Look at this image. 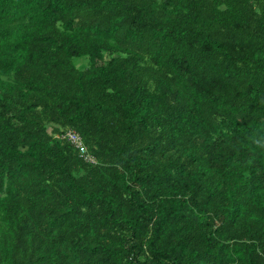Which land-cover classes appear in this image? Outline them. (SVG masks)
<instances>
[{"label": "trees", "instance_id": "trees-1", "mask_svg": "<svg viewBox=\"0 0 264 264\" xmlns=\"http://www.w3.org/2000/svg\"><path fill=\"white\" fill-rule=\"evenodd\" d=\"M0 264H264V0H0Z\"/></svg>", "mask_w": 264, "mask_h": 264}, {"label": "built area", "instance_id": "built-area-1", "mask_svg": "<svg viewBox=\"0 0 264 264\" xmlns=\"http://www.w3.org/2000/svg\"><path fill=\"white\" fill-rule=\"evenodd\" d=\"M61 138L65 139L67 142H69L77 151L81 158H84L85 161L92 162L91 155L88 153L86 147L84 146L82 139L80 136H78L77 133L74 131L68 129Z\"/></svg>", "mask_w": 264, "mask_h": 264}, {"label": "rangeland", "instance_id": "rangeland-1", "mask_svg": "<svg viewBox=\"0 0 264 264\" xmlns=\"http://www.w3.org/2000/svg\"><path fill=\"white\" fill-rule=\"evenodd\" d=\"M86 63H87V60L83 59V60L78 61L76 65L77 66H83V65H86Z\"/></svg>", "mask_w": 264, "mask_h": 264}, {"label": "clouds", "instance_id": "clouds-1", "mask_svg": "<svg viewBox=\"0 0 264 264\" xmlns=\"http://www.w3.org/2000/svg\"><path fill=\"white\" fill-rule=\"evenodd\" d=\"M67 130H68V129H67ZM67 130H66V131H67ZM66 131H65V132H66ZM62 135H63V134L60 135V138H61ZM61 139H63V138H61ZM64 140H65V139H64ZM65 141H66V140H65ZM68 143H69V142H68ZM69 144H70V143H69Z\"/></svg>", "mask_w": 264, "mask_h": 264}]
</instances>
